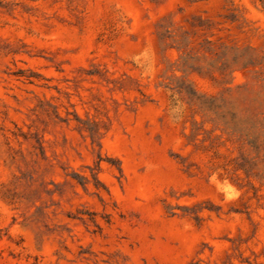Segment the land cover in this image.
<instances>
[{
	"label": "rangeland",
	"instance_id": "1",
	"mask_svg": "<svg viewBox=\"0 0 264 264\" xmlns=\"http://www.w3.org/2000/svg\"><path fill=\"white\" fill-rule=\"evenodd\" d=\"M0 264H264V0H0Z\"/></svg>",
	"mask_w": 264,
	"mask_h": 264
}]
</instances>
